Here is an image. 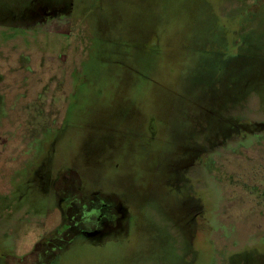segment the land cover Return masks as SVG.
Listing matches in <instances>:
<instances>
[{"label": "rangeland", "instance_id": "374dc122", "mask_svg": "<svg viewBox=\"0 0 264 264\" xmlns=\"http://www.w3.org/2000/svg\"><path fill=\"white\" fill-rule=\"evenodd\" d=\"M0 77V264H264V0H0Z\"/></svg>", "mask_w": 264, "mask_h": 264}, {"label": "flooded vegetation", "instance_id": "af4514ba", "mask_svg": "<svg viewBox=\"0 0 264 264\" xmlns=\"http://www.w3.org/2000/svg\"><path fill=\"white\" fill-rule=\"evenodd\" d=\"M50 173L46 176L43 182L45 183V187L47 185V189L53 192L52 196L55 198L54 202L60 216L59 226L61 227L59 228H62V230L66 231L67 229H71L75 224L74 221H76V223H79L80 227L84 226V228L88 229L86 232L92 233V238H96L110 229L117 227V224H119L118 222L123 219L124 215H119L118 211H110L107 208L104 209L101 205L97 210L96 207L93 206L94 210L89 212L91 204L87 200H80L73 206L72 204H67L65 207L61 208L60 202L69 200L67 196L65 197V193L68 195V192H65L64 195L60 197V190L57 187V185H59V180H62L61 178L63 175L58 177L57 175L52 176ZM77 188H79V186L75 189ZM30 253H32V251Z\"/></svg>", "mask_w": 264, "mask_h": 264}, {"label": "trees", "instance_id": "16d2710c", "mask_svg": "<svg viewBox=\"0 0 264 264\" xmlns=\"http://www.w3.org/2000/svg\"><path fill=\"white\" fill-rule=\"evenodd\" d=\"M256 2L257 1H255V3H253V4H256ZM223 21H225V22H227V23H225V24H235V21L237 20V19H235L234 17L233 18H231V19H222ZM224 26V24L223 23H221L220 24V26L219 27H223ZM148 34V36H147V38H149V39H151V33H147ZM237 35H238V32L236 33ZM154 36V35H153ZM169 36H170V38L171 37H173V34H171V33H169ZM241 36V35H240ZM154 37H156V38H159L160 39V41L162 42L163 41V37L161 38L160 37V34H159V31H158V33H157V35L156 36H154ZM167 37H168V35H167ZM223 37L225 38L226 37V33H224L223 34ZM173 38H175V37H173ZM172 38V39H173ZM238 39V38H237ZM229 42H233V39H230V40H227L226 38L224 39V47H226V45L229 43ZM238 42H239V40H238ZM152 43H154V41H151V43H150V46H151V44ZM152 47V46H151ZM176 73H172V75H175ZM176 76V75H175ZM136 81H138V82H141V81H139L137 78L135 79ZM162 82H165L164 80L162 81ZM151 133H154L153 131H150ZM208 162H211L210 161V159L208 160ZM82 163V162H81ZM199 256V255H198ZM200 257V256H199ZM198 257V258H199Z\"/></svg>", "mask_w": 264, "mask_h": 264}]
</instances>
